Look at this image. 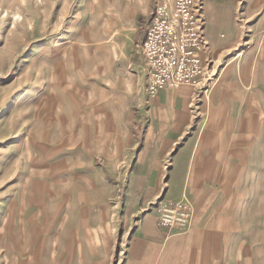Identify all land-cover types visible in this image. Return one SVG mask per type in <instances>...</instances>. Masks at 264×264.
Wrapping results in <instances>:
<instances>
[{
	"label": "rangeland",
	"instance_id": "rangeland-1",
	"mask_svg": "<svg viewBox=\"0 0 264 264\" xmlns=\"http://www.w3.org/2000/svg\"><path fill=\"white\" fill-rule=\"evenodd\" d=\"M220 1L242 36L204 84L163 88L188 104L171 144L155 0H0V264H264V0H201L208 35ZM175 204L186 222L162 225Z\"/></svg>",
	"mask_w": 264,
	"mask_h": 264
},
{
	"label": "built area",
	"instance_id": "built-area-1",
	"mask_svg": "<svg viewBox=\"0 0 264 264\" xmlns=\"http://www.w3.org/2000/svg\"><path fill=\"white\" fill-rule=\"evenodd\" d=\"M201 0H155L143 44L148 58V89L156 94L167 85H202L209 77L203 56L208 48ZM146 24V23H145ZM162 225L184 224L189 215L181 204L166 205Z\"/></svg>",
	"mask_w": 264,
	"mask_h": 264
},
{
	"label": "crops",
	"instance_id": "crops-1",
	"mask_svg": "<svg viewBox=\"0 0 264 264\" xmlns=\"http://www.w3.org/2000/svg\"><path fill=\"white\" fill-rule=\"evenodd\" d=\"M262 1V0H261ZM264 3V1H263ZM218 7L217 8V28H213V30L210 32V34L208 35L206 30V37L208 40V48L205 51L204 55L205 58L207 60H209L210 62L213 60L214 55L217 54H222L225 51H231L234 47H236V43L239 42L241 36H242V25H240L237 21H236V17H234L233 12H229L227 11V7H225L222 2L220 1L219 3H217ZM220 6H222L225 9H222ZM151 10L147 9L145 11V13H143L142 16V25L146 23L147 19L150 18L152 16V6L150 7ZM250 14H254L256 12V9H253V7L250 8L249 10ZM205 14V11H204ZM206 17V15H205ZM141 23V21H140ZM207 24V22H206ZM206 27V26H205ZM144 31V30H143ZM262 41H260L261 46L264 50V35L261 37ZM128 46H131V43H128ZM260 60H264V52L262 54V57L260 58ZM184 88V87H183ZM188 89V88H185ZM176 90H179V88H171V87H166L165 89H163L161 92V94L157 97V104L159 105L160 109L164 110V113H162L164 116H167L166 118H169L168 120L171 122V116L173 115L174 112H184L187 114V106L185 100L178 98L176 96ZM155 104V105H157ZM186 107V108H185ZM212 105H209L206 111V115H205V119L204 124L201 123V126H204L205 132H206V123L205 120H210L211 119V115H212ZM233 116H236V112L234 114H232ZM231 116V115H230ZM221 119H217L214 127L217 129H219L218 131H216V133H223V131L225 130L222 126H221ZM157 124H153L152 126L154 127ZM170 125L174 126L173 132L169 135H167L164 138L165 142H170L171 144H173V142H178L179 136L182 134L183 131H185V126L188 125V122H179V121H173L170 123ZM214 127L209 128L211 131H214ZM207 129V130H209ZM205 132L200 133L198 135V137L196 139H192L190 141V144L192 145V143H196L194 141H197V148H192V151L195 150H205L207 148L208 145H206L205 143ZM155 139H153V137H151V135H148V139H146V142L151 143L154 142ZM193 156H196V151L194 153Z\"/></svg>",
	"mask_w": 264,
	"mask_h": 264
}]
</instances>
